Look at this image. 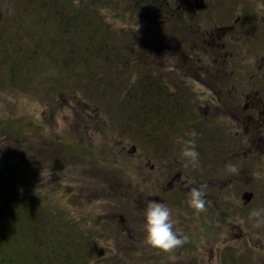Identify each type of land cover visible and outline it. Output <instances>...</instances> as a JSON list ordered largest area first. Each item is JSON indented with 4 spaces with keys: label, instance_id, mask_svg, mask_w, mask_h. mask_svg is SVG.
<instances>
[{
    "label": "rangeland",
    "instance_id": "obj_1",
    "mask_svg": "<svg viewBox=\"0 0 264 264\" xmlns=\"http://www.w3.org/2000/svg\"><path fill=\"white\" fill-rule=\"evenodd\" d=\"M76 1L81 3L80 0ZM82 1L92 8L98 7L90 16L95 25L98 23L96 19L103 21V25L98 23L97 38L91 40L83 34L80 39L76 38L77 42H61V39L54 42L59 31L55 23L44 21L41 14L37 17L38 9H31L32 17L28 20L32 27L30 32L47 42L44 51L36 56L35 70L27 76L22 75L32 83L16 82L19 79L13 76L15 71H12L11 58L2 59L0 55V146L11 143L18 155L15 162L29 171L31 177L28 179L26 176L22 189L45 196L57 211L60 210L67 219L78 222V226L82 225L88 234L96 238V254L92 264H118L122 260L126 264H264V225L256 226L254 218L249 215L253 209H264V133H257L256 129L253 133L243 132V127L237 129L233 125L237 120L223 121L226 116L219 115L212 121H204L200 114L195 116L197 123L200 122L202 129L209 136L213 135L214 139L207 140V135L202 137V132L191 127L170 136L160 132V142L155 139L148 141L134 132H124L119 115L110 116L117 100L103 86V81H107L108 77L98 74L107 69H103L107 54L98 53L92 48L91 62L76 65L75 74L68 73V70L61 73L60 70L58 61L62 48L66 52L75 43L83 45L84 42L105 41L111 49L112 46L115 48V41L119 38L120 42L126 43L124 35L129 30L127 8L122 4L116 6V16L109 8L111 5L107 6L109 0L106 4H103L104 0ZM10 2L8 0V6ZM6 10V6L0 7V14L7 13ZM186 13L189 17L201 16V11L195 9H188ZM0 17L2 19L4 16ZM108 27L111 28L110 34ZM12 43L14 46L16 42ZM35 43L26 34L23 42L12 48L18 50L23 46L30 49ZM120 54H124L123 51ZM142 54L140 52L138 56ZM248 55L252 56L251 53ZM227 59L232 68L237 67V60L232 55ZM42 62L45 65L42 66ZM92 63L93 67L98 65L100 69L95 67L92 71L88 70ZM254 64L249 62L248 66ZM259 65L264 64L258 62L255 67L257 71ZM140 68L142 66H135V70ZM257 134L262 136L263 142L253 141ZM181 137L195 141L200 152L199 166L194 167L182 156ZM45 142H54V150L50 151ZM205 145L209 148L203 152ZM78 146L86 154L81 155ZM112 155L128 168L115 163L109 166L100 160ZM4 158L0 157V166L4 164ZM258 160L260 164H256ZM229 163L238 164L239 172H230L227 168ZM261 167L262 170H258ZM124 177L135 183L137 179L140 180L139 191L134 196L129 192ZM148 184L152 188L146 194L144 188ZM201 185H206V206L203 210L190 204L191 188ZM246 191L254 195L248 199L244 197ZM147 195L151 199L163 200L170 209H174V228L182 237L190 233L198 234V226L203 229L198 220L204 217L214 224L216 234L209 232L210 236L205 235L201 244L194 246L195 254H191L192 246L185 248L189 241L172 250L158 249L153 253L143 247L150 246L147 240L146 244L141 245L137 237L132 236L133 241L129 239V242L131 245L135 243L136 248L129 250L127 240L126 246L118 247L115 239H109L100 232L109 225L116 232L125 233L122 229L126 221L122 222L123 219L127 220L126 223L140 222L139 216L135 219L131 215L143 214L140 209L137 210L138 204H143V199L150 202ZM115 207L128 211L134 209L132 214L126 211L121 216L122 229L116 227L120 224L118 219L107 218L112 217L111 212ZM178 211L181 212L179 218L196 216L194 223L190 226L187 220H182L183 223L179 221ZM143 236L147 239L145 232Z\"/></svg>",
    "mask_w": 264,
    "mask_h": 264
},
{
    "label": "trees",
    "instance_id": "obj_2",
    "mask_svg": "<svg viewBox=\"0 0 264 264\" xmlns=\"http://www.w3.org/2000/svg\"><path fill=\"white\" fill-rule=\"evenodd\" d=\"M4 1H6V4H4ZM10 1V6H8V0H0V7L6 6L7 9V13L0 14V16H4L2 19L0 17V50L2 53L0 55L2 59L11 58L12 71H15L13 76H17L15 78L19 80L13 79L16 82H23L22 84L32 83L30 79L22 77V75L27 76L32 70H35L36 56L44 51V44H47L45 40H41L33 32H30L32 27L29 26L28 20L32 17V8L38 9L37 17L38 14H41L44 21L51 20L55 23L59 31L55 35L54 42H60V39L61 42H77L75 41L76 38L77 40L80 39L83 34H86V37L90 40L97 38L100 28L97 27L100 26L98 23L103 25L102 20L96 19L98 22L96 25L92 22L90 16H93L98 7L93 6L94 8H92L86 1L80 0L81 3L76 0ZM107 1L104 0L103 4H106ZM160 2L162 3V0ZM121 4L127 8V13H129V7L135 6L134 2L128 0H109L107 6L111 5L109 8L118 16L116 6L119 7ZM96 18H98L97 15ZM110 29L107 28L108 34H110ZM26 34H29L32 42H36L34 47L28 49L20 46L18 50L12 48L19 46L20 42L25 39ZM12 42H16L14 46ZM115 44V48L112 46L110 49L105 41L84 42L83 45L75 43V46L66 52L65 48L60 49V62L58 58L57 61L60 63L61 73L68 70V73L75 74L76 65L82 63L88 65L92 57V48H94L98 53L107 54L106 60L104 59L106 66L103 68L107 69L98 74H104L105 77H108L107 81H103V86L105 89H109L107 93L117 100V105L111 110L112 114L110 116L113 118V115L114 117L119 115L124 132H134L133 134L144 136L148 141H154L155 139L159 142L161 140L160 132L170 136L172 133L175 135V133L183 132L190 127V129L193 128V130L202 132V137L208 136L202 129L201 123H197L196 114L202 115L204 121L205 116L203 112L197 111V108L194 107L196 103L194 96L154 92L153 89L163 86L161 80L158 77L154 78V75L148 72L150 68L146 66L139 65L142 66L141 70H135L131 62H127L125 58V55L130 53L124 47L123 42L115 41ZM117 47L124 54H120ZM43 65H45V62H42ZM95 67L99 68L98 65ZM95 67L92 63L88 70L92 71ZM135 76L137 77L135 78ZM61 77L63 79V76ZM21 129L23 133L24 129L22 127ZM16 140L20 141L19 139ZM51 142H45V144L48 145L50 151H53L52 144L54 142ZM2 143L4 144V142ZM4 145L5 147L0 146V157L5 156L4 164L0 166V264H92L96 254V238L88 234V231L82 225L78 226V222L67 219L60 210L57 211L58 209L48 203L45 196L25 192L22 189L26 176H28V179L31 177L29 171L15 162L18 155L16 156L17 151L12 148L11 143ZM78 150L81 155L86 154L80 146H78ZM93 154L97 153L94 152ZM11 157L15 158L10 160ZM99 158L97 157V159ZM100 160L105 164H109V166L115 163L128 168L114 155L100 158ZM128 171L132 173L131 169ZM123 180L127 182L129 192H132V196H134L139 191L140 180L137 179V183L129 181L125 177ZM124 181L122 182L124 183ZM149 184L144 188L146 194H149L152 188ZM146 198L149 201L156 199L155 197L151 199L148 195ZM142 203L138 204L139 208L137 210L140 209L143 214L131 215L135 216V219L139 216L140 222L129 221L126 223L127 220L123 219L122 222L126 221L123 229L120 221L124 212L128 211L126 208L123 210V207H115V210L113 209L111 212L112 217L106 216L110 219H118L120 224L116 227H120L125 233L116 232L112 226V228H109V225H106L107 228L100 232L109 239H115L118 247L126 246L125 240L129 242V239L132 240V236H136L141 245L142 243L146 244V240L147 244H150L148 239H144L143 236L144 232L147 235L144 228V214L149 202L143 199ZM171 210L174 211V209ZM132 211L134 209H129V214H132ZM179 213L181 212L178 211L177 218H179ZM140 217H143V219ZM172 217H174V213H172ZM192 217L184 216L178 220L182 223V220H187L191 226L196 216ZM198 221L203 229L198 226V234L190 233L184 236L185 242L189 241L185 248L192 246L191 254H195V247L201 244V240L205 235L209 232L216 234L214 224L210 223L206 217L200 218ZM208 236L210 235L208 234ZM128 246L129 250L136 248L135 243L131 245L129 242ZM143 247L153 253L161 249L151 244L149 247L148 245ZM124 254H127V252H124ZM124 261L122 260L118 264H126Z\"/></svg>",
    "mask_w": 264,
    "mask_h": 264
},
{
    "label": "flooded vegetation",
    "instance_id": "obj_3",
    "mask_svg": "<svg viewBox=\"0 0 264 264\" xmlns=\"http://www.w3.org/2000/svg\"><path fill=\"white\" fill-rule=\"evenodd\" d=\"M128 1L135 6L126 15L125 58L161 80L154 92L194 96L205 120L226 116L223 121L237 120L233 125L243 132L264 133V65L255 68L264 64V0ZM188 9L201 16L189 17ZM256 140L263 142L258 134Z\"/></svg>",
    "mask_w": 264,
    "mask_h": 264
},
{
    "label": "clouds",
    "instance_id": "obj_4",
    "mask_svg": "<svg viewBox=\"0 0 264 264\" xmlns=\"http://www.w3.org/2000/svg\"><path fill=\"white\" fill-rule=\"evenodd\" d=\"M183 144L182 156L195 167L200 164V152L195 141L180 138ZM227 168L232 173H238V164L229 163ZM190 204L192 207L203 210L206 206V185L192 187L190 190ZM250 217L254 218L256 226L264 225V209H253ZM144 228L149 243L163 250H172L185 242V238L178 234L172 220V210L162 200L153 199L145 210Z\"/></svg>",
    "mask_w": 264,
    "mask_h": 264
},
{
    "label": "water",
    "instance_id": "obj_5",
    "mask_svg": "<svg viewBox=\"0 0 264 264\" xmlns=\"http://www.w3.org/2000/svg\"><path fill=\"white\" fill-rule=\"evenodd\" d=\"M252 196H253L252 193H248V194L245 195V197L248 198V199H250Z\"/></svg>",
    "mask_w": 264,
    "mask_h": 264
}]
</instances>
